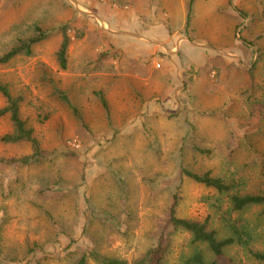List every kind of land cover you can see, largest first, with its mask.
<instances>
[{
  "label": "rangeland",
  "instance_id": "374dc122",
  "mask_svg": "<svg viewBox=\"0 0 264 264\" xmlns=\"http://www.w3.org/2000/svg\"><path fill=\"white\" fill-rule=\"evenodd\" d=\"M74 1L85 15H96L99 5L116 10L120 2ZM81 12L69 0H0V56L37 30L46 35L31 47L30 56L17 55L0 64V83L13 97L22 98L21 118L45 155L41 164L31 166L0 161V259L11 260L5 264H72L97 248L133 264L160 237L175 194L179 216L199 221L210 217L211 226L224 236V224L205 200L213 192L182 178L179 168L235 182L240 193L264 192V48L253 55L258 65L249 75L233 72L209 56L210 68L201 77L208 86L206 94H189L201 89L190 85L199 74L188 63L189 87L183 91H189L179 108H164L155 118L140 119V128L122 133L126 119L118 97L109 101L111 117L104 118V109L90 91L91 81L69 75L75 67L74 53L67 55L69 71L58 69L55 52L61 25L69 26V39L81 34L101 44L89 29L105 26ZM220 72L232 76L231 85H222ZM54 87L68 96L82 125L53 94ZM4 103L0 95V107ZM12 132L9 117L0 118V159L30 153L27 143L1 140ZM239 215L251 230L250 248L264 252L260 209L252 207ZM166 236L167 232L164 240ZM189 239L179 232L170 236L169 263L194 248ZM28 248L34 249L27 252ZM228 257L235 264H255L243 248H231L220 264H230Z\"/></svg>",
  "mask_w": 264,
  "mask_h": 264
},
{
  "label": "crops",
  "instance_id": "0c3cea01",
  "mask_svg": "<svg viewBox=\"0 0 264 264\" xmlns=\"http://www.w3.org/2000/svg\"><path fill=\"white\" fill-rule=\"evenodd\" d=\"M118 1L116 10L108 5L96 7L102 20L98 21L106 29L92 25L89 30L101 44L86 36L70 38L67 55H75V67L69 75L91 81L90 91L97 100L99 92L107 107L115 96L124 105L120 108L124 111L121 117L126 119L122 133L140 128V119L155 118L164 108L169 112L179 108L189 91H183L188 85V63L199 74L190 85L201 89L189 91L190 95L206 94L208 86L201 77L211 55L233 72L249 75L258 65L253 55L264 48V0H193L188 25L190 0ZM200 6L205 8L200 11ZM158 60L160 68H155ZM68 64L67 57L65 72ZM231 78L226 72L219 73L224 86L231 85ZM109 112L108 107L103 117L110 118ZM132 119L137 123L130 122Z\"/></svg>",
  "mask_w": 264,
  "mask_h": 264
},
{
  "label": "trees",
  "instance_id": "16d2710c",
  "mask_svg": "<svg viewBox=\"0 0 264 264\" xmlns=\"http://www.w3.org/2000/svg\"><path fill=\"white\" fill-rule=\"evenodd\" d=\"M192 2L193 0L189 1L187 25L190 19ZM68 29V25H61L58 28L61 41L55 52V58L60 71H64L67 68V49L70 43V39L66 35ZM36 32L35 36L21 41L18 46L11 48L1 55L0 64H6L17 55L30 56L32 54L31 47L46 37L39 30ZM81 36V34H76L75 38H81ZM261 49L260 47L259 50ZM53 94L71 108L76 120L82 125L83 119L76 107L71 105L68 96L56 87L53 88ZM0 95L5 102L0 107V118L8 116L13 127V132L1 137V140L11 144L24 142L30 147L28 155L8 160L0 159V161L10 166L13 164L20 166L41 164L45 160L44 152L39 141L34 136L33 130L27 127L20 115L22 98L20 96L13 97L9 92L8 86L2 83H0ZM96 95L102 108L108 113V107L102 94L98 92ZM195 150L200 154L206 153L201 148H195ZM179 175L213 192L214 195L206 197L205 200L214 208L216 214L219 215V219L224 224L227 233L221 236L219 231L211 226L210 217L199 221L179 216L177 214L179 199L175 194L172 197V203L168 207L166 222L164 223L160 237L133 264H220L226 253L233 247L245 249L249 257L255 261V264H264V252L250 248L249 244L252 240L251 230L247 228L246 223L239 215L249 208L258 207L260 215L264 216V192L240 193L236 190L238 186L235 182L213 176L208 172L198 174L184 166H180ZM165 232H167V239L164 240L163 236ZM176 232L187 234L190 238L189 244L192 247L194 246V248L189 247L186 253L180 255L177 262L169 263L167 257L170 251L168 249L170 236ZM33 249L28 248L27 252H31ZM89 260H92L96 264H129L125 259L102 254L97 248L88 249L76 258L72 264H88ZM6 261L11 262L10 259L5 260L2 258L0 259V264H5ZM228 261L230 264H235L232 257H228Z\"/></svg>",
  "mask_w": 264,
  "mask_h": 264
},
{
  "label": "water",
  "instance_id": "95a60500",
  "mask_svg": "<svg viewBox=\"0 0 264 264\" xmlns=\"http://www.w3.org/2000/svg\"><path fill=\"white\" fill-rule=\"evenodd\" d=\"M69 1L73 4V6H74L77 10H79V12H81V11H80V8H79V6H78V4H77L74 0H69ZM81 14L84 15V16H86L85 14H83V12H81ZM88 17H92V18H94V19H96V20H100V21H102L97 15H94V14H91V15H89Z\"/></svg>",
  "mask_w": 264,
  "mask_h": 264
},
{
  "label": "built area",
  "instance_id": "2783aa9c",
  "mask_svg": "<svg viewBox=\"0 0 264 264\" xmlns=\"http://www.w3.org/2000/svg\"><path fill=\"white\" fill-rule=\"evenodd\" d=\"M154 67L155 68H159L160 67L159 63L158 62H155Z\"/></svg>",
  "mask_w": 264,
  "mask_h": 264
}]
</instances>
